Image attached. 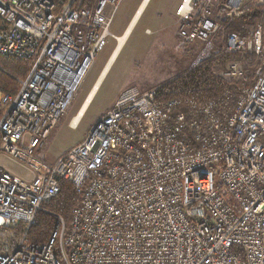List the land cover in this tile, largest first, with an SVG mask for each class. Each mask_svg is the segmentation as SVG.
<instances>
[{"label": "built area", "instance_id": "1", "mask_svg": "<svg viewBox=\"0 0 264 264\" xmlns=\"http://www.w3.org/2000/svg\"><path fill=\"white\" fill-rule=\"evenodd\" d=\"M72 1L0 0V56L30 61L24 78L0 89V156L30 175L0 165V264H264V23L244 38L221 22L248 3L264 11V0L175 8L178 45L199 48L191 69L218 44L220 55L257 58L252 84L230 60L222 76L238 80L235 95L194 96L177 79L129 86L50 164L36 152L115 38L121 2ZM65 182L77 195L68 218L50 207ZM39 213L53 218L52 229L31 242Z\"/></svg>", "mask_w": 264, "mask_h": 264}, {"label": "rangeland", "instance_id": "2", "mask_svg": "<svg viewBox=\"0 0 264 264\" xmlns=\"http://www.w3.org/2000/svg\"><path fill=\"white\" fill-rule=\"evenodd\" d=\"M158 1L149 0L147 2L146 6L149 5L145 9V13L140 19L137 29L146 25L150 27L153 24H147L148 22L145 19L155 8ZM169 1L174 2V0H167V2ZM224 28L226 29V26ZM113 44L114 42L110 39L98 51L80 81L77 92L71 104L67 107L66 112L62 115L63 117L54 125L48 136H46L43 147L37 150L36 154L38 157L42 160L44 159L47 163L51 164L55 162L69 148L79 144L87 135L91 124L104 115L103 113L115 103V99L121 91L127 89L128 86H134L139 90L150 89L153 86L165 84L167 81L186 75L189 71L193 70L191 69L192 63L195 61V53L199 50L196 46L191 47V49L177 46L175 47L176 49L170 48L171 50H169L166 48V51L162 52V43L156 41L155 37L142 36L138 44H135V39L132 37L114 57L110 67L102 75V79L96 86V90L90 97L89 103L81 113L75 126H70V120L74 118L73 116L82 107L81 105L91 91V87L99 81L100 78L98 76L113 48ZM152 46L154 49H151ZM165 46L167 47V45ZM215 46L212 55L213 59L221 56L218 44H215ZM245 55L250 54L240 53V57L236 60L242 68L247 64L245 63ZM229 61H226L223 67L219 69L211 67L212 75L221 77L224 80L230 79L222 76V72L226 68V65L229 64ZM252 65H254V62ZM0 165L10 169L17 175L23 177L30 176L21 164L1 156Z\"/></svg>", "mask_w": 264, "mask_h": 264}, {"label": "trees", "instance_id": "3", "mask_svg": "<svg viewBox=\"0 0 264 264\" xmlns=\"http://www.w3.org/2000/svg\"><path fill=\"white\" fill-rule=\"evenodd\" d=\"M60 6L71 1V0H54ZM96 0H73V7L83 8L86 6H91ZM223 25L226 26V32H232L234 34H239L241 37H248L250 29L255 27L260 23H264V11L263 7L257 4H248V6L243 7L238 11L232 18L228 21L226 18L221 21ZM240 53L238 54H226L221 55L218 58L204 59L201 66L194 68L189 71L186 75L178 77L176 83H180L183 86L193 87L195 90L192 92L194 96L208 97L211 98L219 93H221L225 88H230L233 90H239L240 83L235 79H222L221 77L213 76L211 72V67L213 69H219L223 67L224 63L228 60H238ZM245 63L243 69L249 77V83L252 84L254 80L255 67L258 64V60L255 62L256 58L253 54L245 55ZM254 62V65L252 63ZM30 61L28 59H22L17 57H6L0 56V89L8 90L15 85V78H24L29 70ZM233 95L236 91L232 92ZM61 193L52 202L53 205L50 207L56 212L61 213L66 218L69 217L70 209L77 204V195L72 189V185L69 182L63 183L61 187ZM38 223L33 226L29 233V239L31 242L37 241L42 242L46 240L47 235L52 229L53 218L46 214L39 213Z\"/></svg>", "mask_w": 264, "mask_h": 264}, {"label": "crops", "instance_id": "4", "mask_svg": "<svg viewBox=\"0 0 264 264\" xmlns=\"http://www.w3.org/2000/svg\"><path fill=\"white\" fill-rule=\"evenodd\" d=\"M148 1L149 0H121L120 4L113 12L114 15L110 24V32L111 34H114L115 38H109V40L112 39L114 42L113 48L98 76L100 78L99 81L91 87V91L81 105L82 107H79L80 109L77 111V115L75 114V116H73L74 118H77V121L89 103L88 101L96 90V86L102 79V75L110 67L114 57L120 52V50H122L125 44L132 39V37L135 39V44H138L142 36H153L156 41L162 43V52L166 51V48L171 50L176 49L175 47L177 46L180 47L177 44L178 36L176 35L180 23H178L175 8L181 0H174V2L159 0L156 3L155 8L145 19V21L148 22L147 24L150 25L153 23V26L150 25L149 27L146 25L137 29L138 23L144 15L145 9L149 5L146 6ZM110 10L111 5L108 4L105 7V12L108 14ZM165 45H167V47ZM151 49H154L153 46Z\"/></svg>", "mask_w": 264, "mask_h": 264}, {"label": "bare ground", "instance_id": "5", "mask_svg": "<svg viewBox=\"0 0 264 264\" xmlns=\"http://www.w3.org/2000/svg\"><path fill=\"white\" fill-rule=\"evenodd\" d=\"M70 121H72V122H71L72 124H76V122H77V118L75 117V118H73V119L70 120Z\"/></svg>", "mask_w": 264, "mask_h": 264}]
</instances>
